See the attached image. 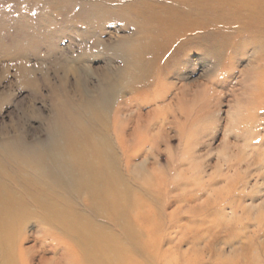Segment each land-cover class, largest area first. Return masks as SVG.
I'll use <instances>...</instances> for the list:
<instances>
[{
    "label": "rangeland",
    "instance_id": "rangeland-1",
    "mask_svg": "<svg viewBox=\"0 0 264 264\" xmlns=\"http://www.w3.org/2000/svg\"><path fill=\"white\" fill-rule=\"evenodd\" d=\"M127 1L0 0L1 162L67 184L71 160L56 148L85 125L89 142L115 143L114 167L133 156L150 233L164 250L176 237L171 264H264V21L158 51L122 13ZM143 40L129 76L127 51Z\"/></svg>",
    "mask_w": 264,
    "mask_h": 264
},
{
    "label": "bare ground",
    "instance_id": "bare-ground-1",
    "mask_svg": "<svg viewBox=\"0 0 264 264\" xmlns=\"http://www.w3.org/2000/svg\"><path fill=\"white\" fill-rule=\"evenodd\" d=\"M128 1L120 7L122 13L133 16L130 22L139 32L142 28L152 30L146 33L153 34L151 40L157 41L158 51L169 50L198 32L216 31L220 39L229 38L231 32L253 34L257 23L264 21V1L260 0ZM140 42L127 51L129 76H136L137 62L142 61L143 50L150 47L146 41ZM141 78L137 77L132 86L141 84ZM117 124L111 133L125 152L127 147L118 136ZM69 131L62 132L64 144L56 148V155H68L71 160L67 184L41 178L39 168H9L0 156V264H34V256L41 257L38 264L173 263L178 257L173 241L176 237L169 236L173 245L164 250L163 244L156 241L157 235L150 233L153 229L151 218L144 212L143 192L131 182L133 156L124 153L127 161L121 170L114 167L120 160L115 143L109 141L104 147L89 142L92 138L85 125L82 134ZM30 224L36 228L33 235L27 233ZM31 240L35 243L25 247Z\"/></svg>",
    "mask_w": 264,
    "mask_h": 264
}]
</instances>
